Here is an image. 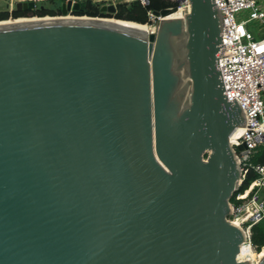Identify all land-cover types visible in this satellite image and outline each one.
<instances>
[{
  "label": "water",
  "instance_id": "1",
  "mask_svg": "<svg viewBox=\"0 0 264 264\" xmlns=\"http://www.w3.org/2000/svg\"><path fill=\"white\" fill-rule=\"evenodd\" d=\"M189 1L154 11L155 32L0 26V264H251L228 219L246 120L221 75L224 14Z\"/></svg>",
  "mask_w": 264,
  "mask_h": 264
},
{
  "label": "built area",
  "instance_id": "2",
  "mask_svg": "<svg viewBox=\"0 0 264 264\" xmlns=\"http://www.w3.org/2000/svg\"><path fill=\"white\" fill-rule=\"evenodd\" d=\"M34 2L37 6L51 0H23ZM61 3L78 0H58ZM148 6L149 0H139ZM178 10L189 9V0H176ZM218 8L224 14V41L226 57L219 59L226 97L237 100L244 108L245 130L232 141L231 146L237 158L242 178L241 186L250 169L258 176L247 188L236 191L231 200V214L228 219L239 226L247 237V247L256 251L251 240V229L264 220V165H253L251 156L255 149L264 145V9L257 0H217ZM115 4V3H107ZM116 5V4H115ZM12 11L13 3L9 4ZM71 11L68 15L76 16ZM246 12V18H238ZM62 16V14L60 15ZM13 18V17H9ZM150 32L157 30L160 17L150 14ZM256 23L263 33L257 36L251 24ZM157 24V25H156ZM244 145L242 149L238 147ZM258 263V262H257ZM256 263V264H257Z\"/></svg>",
  "mask_w": 264,
  "mask_h": 264
},
{
  "label": "trees",
  "instance_id": "3",
  "mask_svg": "<svg viewBox=\"0 0 264 264\" xmlns=\"http://www.w3.org/2000/svg\"><path fill=\"white\" fill-rule=\"evenodd\" d=\"M80 9L74 11L76 16H89V17H115L118 19L131 20L142 24L150 25V14L154 11H160L165 8L176 7L178 2L176 0H149V5H143L139 0L130 2H118L116 4V13L111 15L101 11L103 2H94L92 0H78ZM58 0H51L37 7L35 9H25L12 11H0V20L8 19L9 17H22V16H39L46 15L57 16L61 15V5L57 4ZM251 163L253 165H264V145L255 149L251 156ZM258 174L254 169H250L241 189L247 188L248 185L257 178ZM233 200V198H231ZM251 240L256 249L260 251L264 247V220L255 224L251 229Z\"/></svg>",
  "mask_w": 264,
  "mask_h": 264
},
{
  "label": "bare ground",
  "instance_id": "4",
  "mask_svg": "<svg viewBox=\"0 0 264 264\" xmlns=\"http://www.w3.org/2000/svg\"><path fill=\"white\" fill-rule=\"evenodd\" d=\"M187 13V9L183 11V9H179L178 11L174 12L169 16V18H183L185 17ZM73 19H89L87 16H82V17H77V16H71V15H64V16H43V17H19V18H8L5 20L0 21V26H10V25H18V24H26V23H32V22H38V21H49V20H73ZM99 20L112 23V24H117V25H122L134 30H139L141 32H150L149 26L146 24H142L139 22L135 21H126L122 19H117V18H109V17H104V18H99ZM242 131H239L235 134L232 135V141L235 140L238 136H240ZM264 256V250H262L258 255L253 252L252 249L248 248L241 252L239 254L238 260L239 261H244L249 259L251 264H256L262 257Z\"/></svg>",
  "mask_w": 264,
  "mask_h": 264
},
{
  "label": "crops",
  "instance_id": "5",
  "mask_svg": "<svg viewBox=\"0 0 264 264\" xmlns=\"http://www.w3.org/2000/svg\"><path fill=\"white\" fill-rule=\"evenodd\" d=\"M2 1H4L3 4H2ZM18 1H23V0H12L11 3L14 4V3H16ZM92 1H94V2H103V4H107V3H115V4H117L118 2H130V1H133V0H92ZM258 3L261 6V8L264 9V0H258ZM9 4L10 3L6 2V0H0V11L3 10L2 7L8 8ZM246 15H247L246 12L240 13L238 18L244 19V18H246ZM256 35L260 36V35H262V33H256Z\"/></svg>",
  "mask_w": 264,
  "mask_h": 264
},
{
  "label": "rangeland",
  "instance_id": "6",
  "mask_svg": "<svg viewBox=\"0 0 264 264\" xmlns=\"http://www.w3.org/2000/svg\"><path fill=\"white\" fill-rule=\"evenodd\" d=\"M257 1H258V0H257ZM3 2H4V1H2V4H3ZM6 2L11 3L12 0H6ZM57 4H60V5H61V2L59 1V2H57ZM2 8H3V10H11V9H9V7H8V8L2 7ZM13 8H15V3L13 4ZM57 16H60V15H57ZM156 25H157V24H156ZM148 26H149V30H151V27L153 28V25H152V26H151V25H148ZM251 28H252V30H253L255 33H263L262 29H260V28L258 27V25H257L255 22L251 24Z\"/></svg>",
  "mask_w": 264,
  "mask_h": 264
},
{
  "label": "flooded vegetation",
  "instance_id": "7",
  "mask_svg": "<svg viewBox=\"0 0 264 264\" xmlns=\"http://www.w3.org/2000/svg\"><path fill=\"white\" fill-rule=\"evenodd\" d=\"M3 11V10H2Z\"/></svg>",
  "mask_w": 264,
  "mask_h": 264
}]
</instances>
